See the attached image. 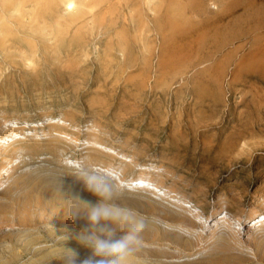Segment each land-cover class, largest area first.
I'll use <instances>...</instances> for the list:
<instances>
[{"label":"rangeland","instance_id":"1","mask_svg":"<svg viewBox=\"0 0 264 264\" xmlns=\"http://www.w3.org/2000/svg\"><path fill=\"white\" fill-rule=\"evenodd\" d=\"M82 166L149 219L128 264H264V0H0V264H63Z\"/></svg>","mask_w":264,"mask_h":264},{"label":"clouds","instance_id":"2","mask_svg":"<svg viewBox=\"0 0 264 264\" xmlns=\"http://www.w3.org/2000/svg\"><path fill=\"white\" fill-rule=\"evenodd\" d=\"M70 175L81 181L99 200L93 205L79 196L64 193L69 201L76 202L70 204L67 214L73 220L85 218L88 224L78 234L65 230L62 235L57 236L65 241L63 264H77L79 257L77 250L65 247L69 240H75L91 252L79 264H128L129 258L143 244L142 233L148 227L149 219L111 203L116 195V185L110 173L82 166ZM118 230L123 231L124 235L117 237Z\"/></svg>","mask_w":264,"mask_h":264},{"label":"bare ground","instance_id":"3","mask_svg":"<svg viewBox=\"0 0 264 264\" xmlns=\"http://www.w3.org/2000/svg\"><path fill=\"white\" fill-rule=\"evenodd\" d=\"M52 119V118H51ZM51 121V120H50ZM13 124V123H12ZM11 125V124H10ZM7 130L9 131L8 132V134H10V135H12V134H15L16 133V129H14L13 127H10L9 125L7 126ZM8 136V135H7ZM6 136V137H7ZM116 154L117 155H119L120 157H122V159L124 160L125 159V161H126V159H129V158H127L125 155H123V154H120V153H117L116 152ZM141 167V169H145V168H149V166H145V165H142V166H140ZM151 181V180H150ZM127 184L129 185V190H132V191H138V192H149L150 194H151V196L153 197V198H155V199H158L159 201H162V200H168V198H167V196L166 195H164V194H162V192H161V189H160V187L159 186H156V185H154V184H152L151 182H149V180L148 179H146V178H144L143 176H138L137 178H133V179H130V180H128V182H127ZM166 193V192H165ZM167 194V193H166ZM171 196V195H170ZM169 200H171L170 198H169ZM180 206L182 207V208H185V210L186 209H189V210H193V209H197V207L195 206V205H193V204H191L190 202H188V203H186V201H185V203L184 204H180ZM180 212V215L182 214V215H187L186 213H184V211H179ZM250 218H251V221H254V224L256 225V224H261V223H263L264 222V213H262V214H258V215H256V216H252V215H250L249 216ZM169 218V217H168ZM229 218H231L230 216H229V214L228 213H225L224 215H222V217L220 218L221 220H223V223H227L230 219ZM170 219V218H169ZM168 221V220H167ZM165 222V223H174V222H177L179 225H181V226H186V223H184L185 222V220L184 219H181V220H179L178 221V219L177 218H173L171 221H168V222ZM188 227V226H187ZM173 230V229H172ZM181 229H174V231H176V232H180L181 233V231H180ZM182 235L183 236H186V237H188V233L186 232V230L185 229H182ZM178 245H179V247H180V250H182L184 253H189V257H191V258H187L190 262H194V261H196V259H198V256H196V254H194V253H196L195 252V250H193L196 246H198L199 244L197 243V245L195 244V245H193L191 242L190 243H178ZM200 246V245H199ZM198 250V249H197ZM197 253H198V251H197ZM193 255H195V256H193ZM187 260V261H188ZM220 261V259H217L216 261ZM215 261V262H216ZM218 261V262H219ZM217 262V263H218ZM195 263V262H194ZM193 263V264H194ZM212 263H214L213 261H212ZM212 263H210V264H212ZM221 263H222V261H221ZM191 264V263H190ZM209 264V263H208ZM216 264V263H215Z\"/></svg>","mask_w":264,"mask_h":264}]
</instances>
